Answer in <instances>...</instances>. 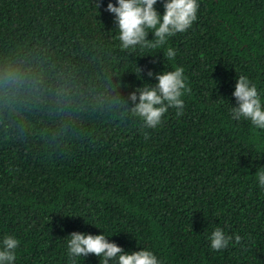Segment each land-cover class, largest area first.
I'll return each mask as SVG.
<instances>
[{"label":"trees","instance_id":"trees-1","mask_svg":"<svg viewBox=\"0 0 264 264\" xmlns=\"http://www.w3.org/2000/svg\"><path fill=\"white\" fill-rule=\"evenodd\" d=\"M96 2L0 0V240L20 241L14 264H70L72 232L162 264H264V130L231 118L240 75L264 106V0H198L191 28L136 51L121 50L116 0ZM175 66L183 114L147 128L128 96ZM216 227L243 240L215 251Z\"/></svg>","mask_w":264,"mask_h":264},{"label":"clouds","instance_id":"clouds-1","mask_svg":"<svg viewBox=\"0 0 264 264\" xmlns=\"http://www.w3.org/2000/svg\"><path fill=\"white\" fill-rule=\"evenodd\" d=\"M156 4L157 0H116L115 5L111 2L107 4L106 11L114 15L121 50L163 48L170 37L186 32L197 19L198 0H162L163 14L157 11ZM99 6L97 0L96 7ZM149 33L152 39L147 38ZM162 53L163 60L173 61L176 57L172 47H167ZM141 71L138 66L135 68L139 78ZM184 71L180 66L170 71L163 70L155 74V84L144 83L136 88L128 96L132 102L131 114L141 118L144 126L152 129L162 123V117L169 108L178 109L177 115H182V97L190 91ZM147 75L153 77L150 70ZM11 81L12 77L9 76L7 82ZM232 96L236 106H231V118L235 121L247 120L255 130H264V106L256 84L247 76L240 75L236 77ZM255 175L259 186L264 188V167H260ZM67 237L70 264H76L77 257L83 258L89 254L98 257L101 264H111L113 261L116 264H162L151 250L141 248L131 253L124 252L116 243L109 242V236L103 232L97 235L72 232ZM233 239L235 244H240L243 237L238 234L234 237L226 235L223 228L216 227L209 236L210 247L215 251L226 249ZM19 243L12 235H5L0 240V264H14Z\"/></svg>","mask_w":264,"mask_h":264}]
</instances>
